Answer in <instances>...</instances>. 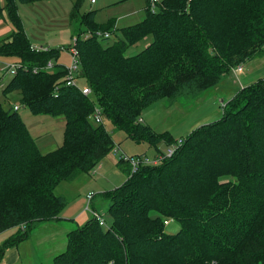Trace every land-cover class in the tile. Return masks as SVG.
I'll return each mask as SVG.
<instances>
[{"label":"trees","instance_id":"16d2710c","mask_svg":"<svg viewBox=\"0 0 264 264\" xmlns=\"http://www.w3.org/2000/svg\"><path fill=\"white\" fill-rule=\"evenodd\" d=\"M18 1L34 0L0 5L14 27L0 57L23 63L4 93L19 90L32 113L63 114L66 123L62 144L43 153L20 113L0 102V233L19 227L1 251L57 218L67 198L56 188L112 150L104 120L138 143L171 145L177 140L169 132L139 121L146 108L187 88L210 89L264 53V0H163L155 11L148 0L145 18L122 27L109 45L96 33L115 30L116 21L99 23L97 10L80 14L83 0H76L71 19L79 21L73 35L80 76L93 93L87 96L65 83L63 64L39 70L60 49L31 48ZM148 37L146 48L127 54ZM97 105L99 124L92 119ZM124 170L129 175L131 168ZM104 196L108 226L91 218L68 232L67 248L52 264H264V79L242 88L221 119L193 130L172 156L140 167ZM166 218L178 222L176 233L166 230Z\"/></svg>","mask_w":264,"mask_h":264},{"label":"rangeland","instance_id":"374dc122","mask_svg":"<svg viewBox=\"0 0 264 264\" xmlns=\"http://www.w3.org/2000/svg\"><path fill=\"white\" fill-rule=\"evenodd\" d=\"M1 1L3 2L2 4L0 3L1 6L6 4V0ZM75 1L34 0L28 3L18 1V12L24 23L28 37L32 41L37 42L36 46L42 45L44 47L60 49V54L57 59H54V62L64 64L66 67L71 62L69 47L74 44L72 31L74 32L75 26L79 23V21L71 20L69 29L68 23L71 19L70 15ZM147 2L146 0H96L95 3H92L91 0H83L80 6V14L97 9L100 20L106 22L110 18L115 20V18L120 17L122 14H131L130 17L119 21V27H115V30L106 31L111 34V37L105 39L102 36L99 37L104 45H109L122 37L120 30L122 27L135 24L145 18ZM4 12L8 16L5 8ZM7 18L9 19V17ZM151 40V37H148L136 43L128 50L127 54H137L146 48ZM2 59L7 63L19 61L16 57L9 56L0 57V60ZM4 62H0V81H4L7 84L12 77L4 80V75L7 73L2 70V67L7 64ZM240 64L245 69L243 72L236 71L235 73L234 69L236 70ZM240 64L232 67L221 81L210 89L199 91L187 88L173 99L169 100L165 98L153 103L146 108L139 121L142 119L141 122L150 125L158 133L169 132L178 141L187 137L196 128L221 119L227 103L242 88L264 79V53L256 55L255 58ZM79 71L81 72V69ZM66 75L67 73L65 77ZM75 76L77 77L76 81L79 87L82 88L87 85V81L83 76H80V74H76ZM64 80L66 81V79ZM3 89L4 87L2 88L1 86L0 102L5 109L16 110L13 109L15 106L12 108L13 104H20L21 108L17 111L24 121L27 122L26 124L32 135L36 138H39L38 135L40 133L47 137L51 136L50 143H43L42 139H40L39 149L47 152L62 144L66 123L65 115L34 114L23 104L22 94L19 90L6 94ZM92 95L93 93L89 96ZM104 123L113 137L114 147L112 150L103 161L90 172L84 173L76 182L71 183L67 188H62V184L56 188V194H65L68 199L59 214L61 217L69 219L65 226L66 229L71 228L74 230L92 218L91 212L87 208L89 204V200L87 199L88 193L96 195L90 206L92 208L95 206L100 213L104 214L108 221H111V216L108 212L110 200L105 196L103 197V195L120 187L128 179L123 165H120V160L124 153L128 155L135 153L141 155L140 153L146 152L149 157L154 158L160 151L167 153L170 146L176 142L171 145H167L164 141H160L157 145L147 142L138 143L128 138L127 133L123 129L116 128L111 121L104 120ZM166 220L170 221L169 225L166 224ZM164 223L169 233H176L177 227H180L178 222L173 218H166ZM18 230L19 227H11L1 232L0 246L6 238ZM34 230L35 232L32 234ZM52 230L53 227L51 226H43L41 224L34 226L31 233L32 242L27 241L21 245V253L25 258L24 264H52L53 257L66 250V235L64 237L59 232L57 237H52ZM64 239L65 244L63 242L62 246L61 241ZM32 245L35 246L34 252L36 256L32 254ZM51 253L54 255L50 256Z\"/></svg>","mask_w":264,"mask_h":264},{"label":"built area","instance_id":"2783aa9c","mask_svg":"<svg viewBox=\"0 0 264 264\" xmlns=\"http://www.w3.org/2000/svg\"><path fill=\"white\" fill-rule=\"evenodd\" d=\"M163 0H150V7L151 10L155 11L158 7V5L162 2ZM92 3H95L96 0H91ZM98 35V37H110L111 34L109 32H101V31H97L96 33ZM92 34L88 33L85 36H90ZM76 42H77V37L74 38V44L73 46L69 47V54L71 56V62L70 65L67 68V75L65 77L66 81L65 83L68 86H73V87H77L79 88L83 94L85 95H90L92 93V89L87 85V87H79L77 85V81H76V74H80V62H79V51L76 47ZM31 48L35 51H48L50 47H44V46H31ZM23 64L21 62H14V63H7L4 67H2V70L6 71L7 73L5 75L13 77L18 69L22 66ZM55 63L50 60L46 66H43L40 69H44V70H52L54 68ZM245 69V67L240 64L237 66L236 70L234 69L235 73L237 72H243V70ZM241 74V73H240ZM4 81H0V87L2 86V88L4 87ZM14 109L18 110L19 106H15ZM92 119L96 122V123H103V115H102V109L99 105L96 106L95 109V113L92 117ZM140 121H142V119H140ZM183 143V139H179L174 145L170 146V148L168 149L167 153H161L158 154L156 157L151 158L146 154H142V155H127V154H123L121 159L130 166L131 171L130 174L128 175V177H131L134 173H136L140 167L144 166V165H156L161 163L165 158L172 156L175 151L182 145ZM95 196V194L93 193H89L88 194V200H89V204L87 206L88 210H90L92 218H95L96 221H98V223L103 226V227H107V220L106 217L104 216V214L100 213L98 210L93 209L90 206L91 200L93 199V197ZM170 221L166 220V224L169 225Z\"/></svg>","mask_w":264,"mask_h":264},{"label":"crops","instance_id":"0c3cea01","mask_svg":"<svg viewBox=\"0 0 264 264\" xmlns=\"http://www.w3.org/2000/svg\"><path fill=\"white\" fill-rule=\"evenodd\" d=\"M146 1H148V0H146ZM0 3L2 4L3 2L0 0ZM6 4H4L2 7H4ZM95 10H97V9H95ZM98 11V10H97ZM125 16V17H124ZM131 16V14L129 15V14H122L120 17H118V18H115V21H116V26L115 27H119L118 25H119V21H121V20H123L124 18H126V17H130ZM8 16H6V13L4 12V9L3 10H1L0 11V43L1 42H3V41H6V40H10L11 39V36L13 35V32H14V27H13V25H12V23L11 22H9V19L7 18ZM70 18H71V15H70ZM112 18H110V19H108V21H110ZM71 20L72 19H70V21H69V23H68V26H69V29H70V26H71ZM96 20L99 22V23H104V22H106V21H101L100 20V15H99V11L97 12V16H96ZM114 27V28H115ZM72 29V28H71ZM72 35H73V31H72ZM76 36H74L73 38H75ZM111 37V36H110ZM31 40V39H30ZM31 43H32V45H34V46H36L35 44L37 43V42H35V41H32L31 40ZM39 46V45H38ZM42 46V45H41ZM2 57H4V56H2ZM4 62V59H2V60H0V62ZM18 62H20V61H18ZM54 62V61H53ZM4 63H7V62H4ZM64 65V64H63ZM8 77H10V76H7V75H4V80L6 79V78H8ZM5 84V83H4ZM5 86H6V84L4 85V88H5ZM84 87H87V85L86 86H84ZM14 106H19V109H18V111L20 110V108H21V105L20 104H18V103H15V104H13V106H12V108L14 107ZM14 109V108H13ZM27 123V122H26ZM38 137L39 138H36L35 137V140H36V142H37V145H38V147H39V141H40V139H42V141H43V143H50V138H51V136H44V134H39L38 135ZM60 146V145H59ZM59 146H54L55 148H52V149H50V150H48L47 152H50V151H52V150H54V149H56L57 147H59ZM41 150V149H40ZM42 151V150H41ZM43 152V151H42ZM47 152H43V153H47ZM124 154H127V153H124ZM141 155L142 154H146L147 155V153L146 152H143V153H140ZM128 155V154H127ZM131 155H139V154H137V153H135V154H131ZM104 160V159H103ZM102 160V161H103ZM126 167V163L123 165V168H125ZM127 173V172H126ZM84 174V173H83ZM83 174H81L80 176H78L75 180H73V181H71V182H63L62 183V188H67V186L68 185H70L71 183H73V182H76V180H78L79 178H81V176L83 175ZM127 177H128V173H127ZM60 186V185H59ZM58 186V187H59ZM89 194V193H88ZM88 194H87V199H88ZM62 195H64V196H66V198H67V195H65V194H62ZM96 196V195H95ZM93 197V199L91 200V203H93V201H94V199L96 198V197ZM103 197H104V195H103ZM67 201H68V199H67ZM93 209H96V210H98L95 206L93 207ZM92 216V215H91ZM67 220H69L67 217H61L60 215L57 217V218H54V219H52V220H48V221H44V222H41V223H37V224H41V225H43V226H51V227H53V230H52V237H57L58 236V233L59 232H61L62 233V235H64V237H65V235H66V238H67V235H68V232H70L71 230H73V229H71V228H69V229H66V224H67ZM36 224V225H37ZM35 225V226H36ZM179 230V227H177V230H176V232ZM34 232H35V230L33 231V233L32 234H34ZM65 232H66V234H65ZM32 234H31V236H30V238H28V239H26V240H24L22 243L20 242L19 244H17V245H14V246H11V247H9V248H7L5 251H1V247H2V245H3V243L5 242V240L7 239H5L4 240V242L2 243V245L0 246V264H24L23 262L25 261V258L23 257V255H22V253H21V245L22 244H24L25 242H27V241H31L32 240ZM13 235V234H12ZM10 237V236H9ZM8 237V238H9ZM32 242V241H31ZM63 242H64V244H65V239L63 240V241H61V243H62V246H63ZM33 246V248H32V254H33V256H36L35 255V246L34 245H32ZM51 246V245H50ZM52 255H54L53 253H51L50 254V256H52ZM37 261V260H36ZM36 261H35V263H36Z\"/></svg>","mask_w":264,"mask_h":264}]
</instances>
